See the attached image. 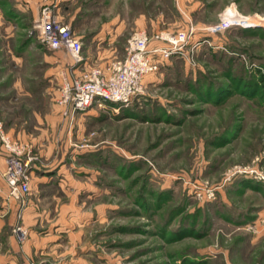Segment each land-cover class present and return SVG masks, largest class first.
I'll return each instance as SVG.
<instances>
[{
	"label": "rangeland",
	"instance_id": "obj_1",
	"mask_svg": "<svg viewBox=\"0 0 264 264\" xmlns=\"http://www.w3.org/2000/svg\"><path fill=\"white\" fill-rule=\"evenodd\" d=\"M46 1L0 0L2 132L37 157L5 209L42 242L29 264H264V0H64L74 66L39 38ZM138 32L182 49L130 105L65 114L62 73L109 78ZM6 156L0 137L4 179Z\"/></svg>",
	"mask_w": 264,
	"mask_h": 264
},
{
	"label": "built area",
	"instance_id": "obj_2",
	"mask_svg": "<svg viewBox=\"0 0 264 264\" xmlns=\"http://www.w3.org/2000/svg\"><path fill=\"white\" fill-rule=\"evenodd\" d=\"M63 1H46L41 8L37 27L42 42L52 49L67 50L75 60L74 66L83 60L81 54L83 42L75 36L70 24L59 16V8ZM240 21L244 19L238 20L239 23H243ZM218 27H226V24ZM165 38L175 46L151 47L144 32L135 33L129 40L128 55L125 60L114 64L113 74L107 79L102 76L100 68L72 78H69L64 71L59 103L65 106V114L74 115L95 104L101 108H107L111 104V109L114 111L130 105L143 91L144 76L155 70V57H168L170 53L181 51L182 45L177 40L172 41L177 38L169 36ZM2 129L0 123V137L7 151L5 180L9 185L11 196L23 197L30 190V176L37 157L31 153L29 145L4 136ZM19 216L21 217V214ZM14 232L21 244L27 240L28 231L21 223L16 224Z\"/></svg>",
	"mask_w": 264,
	"mask_h": 264
},
{
	"label": "crops",
	"instance_id": "obj_3",
	"mask_svg": "<svg viewBox=\"0 0 264 264\" xmlns=\"http://www.w3.org/2000/svg\"><path fill=\"white\" fill-rule=\"evenodd\" d=\"M59 73H57V77L60 76ZM58 106L62 110L65 108L61 103ZM4 164L6 165L5 159ZM0 179V264H29V259L41 251L42 242L35 236L36 234H29L23 245L18 242L17 236L11 229L15 216L14 213L11 214V208H15L16 201L9 198V187L1 171ZM5 209H10V214L6 215Z\"/></svg>",
	"mask_w": 264,
	"mask_h": 264
}]
</instances>
